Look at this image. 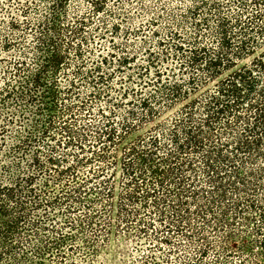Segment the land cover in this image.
<instances>
[{"label":"trees","instance_id":"16d2710c","mask_svg":"<svg viewBox=\"0 0 264 264\" xmlns=\"http://www.w3.org/2000/svg\"><path fill=\"white\" fill-rule=\"evenodd\" d=\"M74 1H0V264L65 256L75 239L57 212L81 204L95 224L115 148L177 107L123 152L122 221L163 244L184 237L200 260L260 255L264 0H139L146 21L120 43L104 16L120 0Z\"/></svg>","mask_w":264,"mask_h":264},{"label":"rangeland","instance_id":"374dc122","mask_svg":"<svg viewBox=\"0 0 264 264\" xmlns=\"http://www.w3.org/2000/svg\"><path fill=\"white\" fill-rule=\"evenodd\" d=\"M141 1L148 2L149 0ZM76 3H81L85 9L88 6L87 0L73 2L75 5ZM139 4V0H120L111 6L114 11L121 9L127 11L129 16H131L129 20L127 18L121 20L114 12L111 13L112 10L104 14L108 19V23L117 22L121 26L116 36L117 43L126 41L124 29L127 27L136 28L142 26L143 21H146V17L142 16L143 10L139 7ZM3 14L4 11L0 8V16H3ZM100 20L101 19L95 18L94 21L100 23ZM5 27L8 29L7 25ZM134 41L136 44L140 45V39ZM107 44L110 45L111 43L107 41ZM3 66L4 61H0V85ZM129 105V103L123 105L122 113L129 109ZM0 108L2 112L7 111L3 106ZM179 108L180 107H177L168 111L160 119H157V122L170 119L177 114ZM156 123L146 124L140 130L128 135L123 142L115 148V167L112 170L115 176L113 179L114 198L110 199V206L106 205L109 204L106 200H103L102 204H94V208L90 213L94 216L95 224L90 225L87 221L84 222L82 220L81 217H84L83 214L86 213V211L81 204H76L77 208L72 212H67L66 210L67 215L64 212L65 208L61 209L57 212V216H54L52 222H57L58 224L62 223L63 230L60 231L73 233L75 240L72 241L68 239L67 242L63 243L61 246V252L65 253V256L59 255L58 253H60V251L54 250L45 260H37V263L31 264H264V251L257 257L247 252L239 253L236 257L228 260V262L223 263L216 261L214 255L200 260L198 250L196 247L194 248L192 244L186 241V243L183 244L184 246H179L178 242H183L185 240L184 237L173 236L175 244H163L157 240H153V236L143 235L136 225L131 226L125 223V221H122V216L118 212V205L120 195L125 191V187H123L125 177L122 169L124 160L123 152L125 149L129 148L131 142L145 135ZM92 197H90V199ZM78 208L81 209L78 210ZM104 214H107L105 221L103 219ZM73 219L77 220L80 224V229L78 231L65 225L68 220ZM41 232L45 231L41 230ZM45 233L53 235L51 231ZM160 236L162 237L163 233H160ZM73 244L79 245L80 247L78 249L72 248L71 246ZM173 245H175V247H173ZM41 249L42 246L39 250L42 251ZM223 261H225V259Z\"/></svg>","mask_w":264,"mask_h":264}]
</instances>
